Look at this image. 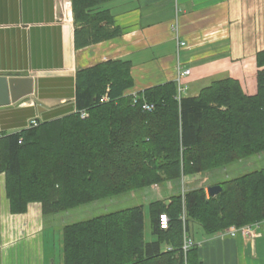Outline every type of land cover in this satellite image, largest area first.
Segmentation results:
<instances>
[{
    "label": "trees",
    "instance_id": "16d2710c",
    "mask_svg": "<svg viewBox=\"0 0 264 264\" xmlns=\"http://www.w3.org/2000/svg\"><path fill=\"white\" fill-rule=\"evenodd\" d=\"M106 1L70 0L75 47L122 33L101 8ZM255 65L254 93L225 76L178 100L170 80L138 92L135 104L124 95L133 86L129 60L78 70L75 111L0 136L10 212L40 202L44 218L152 185L181 183L263 152L264 49L256 52ZM144 101L153 108L144 110ZM213 184L221 186L215 195L199 179L150 201L151 240L145 239L142 205L65 224L61 264H203L198 243L182 248L191 222L206 236L259 222L264 246V166ZM160 213L169 217L165 229Z\"/></svg>",
    "mask_w": 264,
    "mask_h": 264
},
{
    "label": "crops",
    "instance_id": "0c3cea01",
    "mask_svg": "<svg viewBox=\"0 0 264 264\" xmlns=\"http://www.w3.org/2000/svg\"><path fill=\"white\" fill-rule=\"evenodd\" d=\"M101 8L122 33L77 48L70 0H0V74L34 80L32 94L0 105V136L23 129L32 118L75 111L76 72L107 60L130 61L133 86L125 96L175 81L178 66L190 70L182 79L187 90L198 86L189 95L225 76L255 92L264 0H107ZM43 231L40 202H29L23 213L10 212L0 170V264H56L55 249L46 256ZM197 236L192 240L203 264H264L260 231L253 238Z\"/></svg>",
    "mask_w": 264,
    "mask_h": 264
},
{
    "label": "rangeland",
    "instance_id": "374dc122",
    "mask_svg": "<svg viewBox=\"0 0 264 264\" xmlns=\"http://www.w3.org/2000/svg\"><path fill=\"white\" fill-rule=\"evenodd\" d=\"M206 82L204 85L209 84ZM197 85H191L189 90H186L183 95L189 94L193 89H197ZM264 166V151L253 155L247 159H242L238 162L232 163L228 167L218 168L204 174H199V178H190L186 176L183 180V183H170L173 190L183 191L191 187L199 179L206 177L205 180H201L204 185H211L219 180H222L226 177H234L242 173L252 171ZM192 180V181H191ZM170 186L166 184H160L154 190L152 187H147L142 190H135L129 193H125L119 196L101 199L95 202H91L85 205H81L72 210L58 213L56 215H49L44 217V248L46 256L53 250L56 249L57 258L56 264L60 261V255L62 253L61 248V228L68 223L81 221L85 219L92 218L97 215H101L110 211H115L118 209L142 205L144 207L145 214V226H144V235L146 240L153 239L151 234V220L147 212V205L150 201L157 199V197H166L170 194ZM200 233L204 235V232L201 226L197 222L190 223V230L187 231V236L189 238L196 239L198 238L197 234Z\"/></svg>",
    "mask_w": 264,
    "mask_h": 264
},
{
    "label": "built area",
    "instance_id": "2783aa9c",
    "mask_svg": "<svg viewBox=\"0 0 264 264\" xmlns=\"http://www.w3.org/2000/svg\"><path fill=\"white\" fill-rule=\"evenodd\" d=\"M67 4H69V0H64ZM71 4V3H70ZM176 30V27L174 28ZM185 43L182 41H178V46H182ZM190 73V70L187 68H182L180 66L177 67V73H176V84H177V90H176V98L179 100L181 98V96H183L184 92L187 89V84L182 82V79L184 77H186L188 74ZM137 94L138 93H134L132 95H130V97L132 98V103L135 104L137 102ZM103 100H108L107 96H103L102 99ZM142 108L144 110H151L153 108V104L152 103H148L146 101L143 102L142 104ZM79 115L81 118H85L86 117V110H79ZM41 121L37 118H32L30 119L25 128L28 127H34L37 126ZM181 220L184 222L185 219V215L184 213L181 214L180 216ZM159 227L161 229H165L168 226V222H169V217L166 213H160L159 215ZM261 228V223L259 222H255L252 224H247V225H243L240 227L231 225L219 232H217V235L220 237H224V236H230V237H236L237 235L242 236L243 238H253L257 232L259 231V229ZM193 245V242L189 239V238H184V242L182 245V248L184 251H186L189 247H191ZM166 249H170L169 247H166Z\"/></svg>",
    "mask_w": 264,
    "mask_h": 264
},
{
    "label": "water",
    "instance_id": "95a60500",
    "mask_svg": "<svg viewBox=\"0 0 264 264\" xmlns=\"http://www.w3.org/2000/svg\"><path fill=\"white\" fill-rule=\"evenodd\" d=\"M34 92V80L30 76H6L0 74V105H7ZM221 189L218 184L209 185L210 195L217 194Z\"/></svg>",
    "mask_w": 264,
    "mask_h": 264
}]
</instances>
